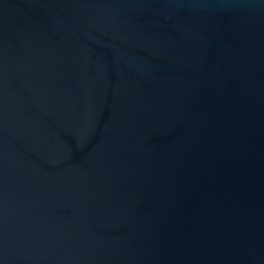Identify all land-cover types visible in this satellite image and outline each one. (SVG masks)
Wrapping results in <instances>:
<instances>
[{"label": "water", "instance_id": "95a60500", "mask_svg": "<svg viewBox=\"0 0 264 264\" xmlns=\"http://www.w3.org/2000/svg\"><path fill=\"white\" fill-rule=\"evenodd\" d=\"M0 264H264V0H0Z\"/></svg>", "mask_w": 264, "mask_h": 264}]
</instances>
